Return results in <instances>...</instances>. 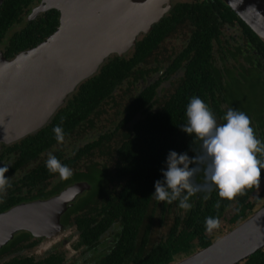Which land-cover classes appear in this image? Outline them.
I'll list each match as a JSON object with an SVG mask.
<instances>
[{
  "label": "trees",
  "instance_id": "16d2710c",
  "mask_svg": "<svg viewBox=\"0 0 264 264\" xmlns=\"http://www.w3.org/2000/svg\"><path fill=\"white\" fill-rule=\"evenodd\" d=\"M234 18L237 14L223 0L177 5L169 18L154 26L147 39L138 43L130 58H110L97 74L79 86L68 100V107L56 114L58 123L64 119L84 122L86 117L93 120L95 108L102 100L110 98L122 81L134 71L138 75L135 80L144 76L146 70L141 62L143 65L149 63L146 60L170 32L180 24H194L187 45L167 70L171 73L178 68L184 69L175 93L158 113L150 112L140 117L123 133L125 138L117 141L120 143L117 147L122 161L120 168L129 174L120 195L103 205L104 217L99 224L90 220L83 223L94 238L109 225L120 223L118 239L107 264H126L132 259L138 264H172L180 257L207 247L217 238V235L209 236L208 232L223 219L234 201L237 210L229 219L230 224H238L255 210L258 200L252 202L250 199L264 178V152L260 151V156L250 160L236 158L233 165L227 159V173H223L224 166L215 158V149L221 141L209 137L218 131L211 107L225 123L221 103L228 102L227 98H218L222 85L217 81L220 74L215 66L213 42L219 40L224 23ZM57 24L58 14L39 17L33 21V29L23 31L15 40L17 49L37 46L55 32ZM246 29L256 35L248 24ZM5 32L0 31V38ZM260 46L264 49V43ZM167 77L164 75L144 89L138 101L140 98L151 103V109L155 104L154 96L158 95L157 88ZM139 108L129 105L123 122H130ZM236 131L221 143L227 149L242 146V139L241 143L236 141L238 133L240 138L242 133L239 129ZM203 145L213 146V149L207 150L200 160ZM160 203L163 204V219L167 210H175L174 221L162 239L151 243L152 215ZM242 264H264V249Z\"/></svg>",
  "mask_w": 264,
  "mask_h": 264
},
{
  "label": "flooded vegetation",
  "instance_id": "af4514ba",
  "mask_svg": "<svg viewBox=\"0 0 264 264\" xmlns=\"http://www.w3.org/2000/svg\"><path fill=\"white\" fill-rule=\"evenodd\" d=\"M57 1L0 0V31H6L4 36L0 38V63L2 66L6 67V63L14 60L20 52L34 48L27 46L18 50L15 40L22 36L23 31L28 28L33 29V21L39 17H48L51 13L58 14V24L55 31L58 30L62 23L63 12L61 8L55 6ZM200 1L172 0L165 16L155 22L149 32H141L136 38V44L123 55L118 53L110 55L101 65L99 71L112 57L130 58L138 43L147 39L154 26L169 18L177 5L195 4ZM223 2L227 4L224 0ZM94 3L101 6V3L97 1ZM242 21L244 20L237 14V18L225 22L221 27L219 40L216 39L213 42L215 60L216 50L220 53L221 60V64L215 62V66L218 68L217 74H220L217 76V81L222 85L218 98L220 100L227 98L228 102L223 100L221 103L225 123L211 107L218 131H214L209 137L211 139L219 138L221 143H225L226 136L237 132V129L241 131L243 136L240 138L238 133L236 141L241 143L242 139V146H237L233 150L227 149L221 143L217 144L215 158L224 166L223 173H227L225 169L227 159L231 160V165H233L236 158L250 160L252 157L260 156V151L264 152V49L260 46L264 42L257 33L254 36L248 32L247 23ZM182 25L189 27V31L185 32L190 36L194 28L192 22L178 25L173 32L169 33L167 38L176 33ZM232 28L237 29V34L225 37V31ZM28 39L29 37H26V40ZM188 41L189 37L185 40V46ZM162 43L146 60L149 63L143 65L141 62L147 71H144L142 78L139 77L135 80V76L138 75L134 71L130 75L131 77H127L124 82L122 81L117 86L110 98L104 99L98 104L95 113L91 116L94 121L90 120L89 117H86L84 122L78 123L75 121L67 122L65 119L59 123L55 121L56 114L68 107V100L88 78L68 96L65 103L45 125L13 140L0 139V215L25 203L57 197L76 184H85V189L68 202L66 209L60 215L57 228L39 234L29 230H19L1 244L0 264H107L108 258L115 248L113 244L118 239L120 223L116 222L109 225L101 235H97V238H94L85 229L84 224L89 220L96 221L95 225L99 224V221L103 220L104 217L103 205H107L110 201L113 202V198L120 195L128 180V172L120 168L122 161L117 152V147L120 145L117 141L120 138L121 141L125 138L123 133H126L128 128H132V125L140 117L144 118L150 112L158 113L170 96L175 93L174 90L173 93L164 95L165 97L162 98V91L166 87L165 83L169 82L170 86L174 80L179 83L184 74L183 68H178L171 73H168L167 70L185 46L176 54L165 56L161 51ZM23 45L24 43L21 47ZM2 74L3 72L0 76ZM164 75L169 77L161 80L159 88H157L158 95L154 96L155 104L150 109L151 103H146L140 98L138 101V97L143 94L144 89L158 82ZM247 82H250L248 87L246 86ZM120 89L122 90L120 94L124 93L128 99L124 103L122 111L114 119L116 125L113 129L103 124L98 125L102 116L107 112L106 105L110 102L117 103L116 93ZM247 90L250 92L249 98L253 99H247L249 102L247 106H238L234 102L236 97L242 95L245 97ZM231 102H233L232 106L230 105ZM129 105L140 106V108L130 122L124 123L123 121L129 113ZM238 109L241 111L239 112ZM226 111L232 115L228 116ZM203 147L200 160L205 157L207 150L213 149V146L203 145ZM209 168H206V172ZM79 175L82 176L77 178ZM263 182L264 178L258 188ZM234 203L237 206V202L234 201L232 205ZM162 205L160 203L157 209L163 216ZM259 209L256 208L250 216ZM154 215L155 213L152 215V220ZM241 222L236 225L232 224L233 226L229 231ZM218 224L213 226L210 231ZM210 231L208 232L209 236L212 235ZM150 245L151 243H149V247ZM126 264L138 263L132 259Z\"/></svg>",
  "mask_w": 264,
  "mask_h": 264
},
{
  "label": "water",
  "instance_id": "95a60500",
  "mask_svg": "<svg viewBox=\"0 0 264 264\" xmlns=\"http://www.w3.org/2000/svg\"><path fill=\"white\" fill-rule=\"evenodd\" d=\"M224 1L264 41V0ZM171 4L172 0H58L55 6L63 12L58 30L6 61V67L0 65V139L13 140L45 125L110 55L128 51ZM84 189L85 184H76L57 197L1 214L0 245L19 230L39 234L57 228L68 202ZM262 249L264 206L207 247L172 264H241Z\"/></svg>",
  "mask_w": 264,
  "mask_h": 264
},
{
  "label": "rangeland",
  "instance_id": "374dc122",
  "mask_svg": "<svg viewBox=\"0 0 264 264\" xmlns=\"http://www.w3.org/2000/svg\"><path fill=\"white\" fill-rule=\"evenodd\" d=\"M179 1H185V0H179ZM190 1V0H188ZM185 31H189V27H184V25L180 26L179 29L177 30L176 33H174L172 36L168 37L161 45V51L163 52V54L165 56H169L171 54H176L177 52H179L184 46H185V40L189 37V34ZM237 29L232 28L230 30H226L225 33V37H229L230 35L233 34H237ZM216 61L218 62V64H221V60H220V53L216 50ZM1 67L2 63H0ZM181 75V73H180ZM178 81H175L172 83V85L170 86L169 82L165 83V88L163 89V96L162 98H164V95H169L171 93H173V91L175 90V87L177 85ZM250 85V82L246 83V86L248 87ZM122 89V88H121ZM119 90L116 93V98H117V103L116 102H110L108 105H106V110L107 112L102 116L101 120L98 122V125H105L106 127L109 128H114V126L116 125L114 119L116 118V116L122 111L123 109V105L124 103H126L128 97L127 95L120 94L122 90ZM246 96L244 97V95L240 96V97H236L235 99V103H237V105H241V106H247L248 105V100L250 99L252 100L253 98H249L250 97V92L247 90L245 91ZM246 98V99H245ZM238 111L240 112L241 109H238ZM251 201L255 202L256 200H258L257 206L256 208L259 209L264 205V182L262 185H260V187L256 190V192L252 195L251 197ZM237 206L236 203H234L232 205V207L226 212L225 217L221 220V222L214 227L213 230L210 231L211 234L213 235H217V236H222L223 234L227 233L230 228L233 226L232 224L229 223V219L231 218V216L235 213ZM255 208V209H256ZM166 216L163 219V216L160 214L159 210L156 209L154 218H153V227H152V231H151V243L154 242H158L160 239H162L163 236H165L168 231L169 228L171 227L173 221H174V216H175V210H167V212L165 213ZM162 219V220H161ZM182 258V257H180ZM178 258V259H180Z\"/></svg>",
  "mask_w": 264,
  "mask_h": 264
},
{
  "label": "bare ground",
  "instance_id": "6f19581e",
  "mask_svg": "<svg viewBox=\"0 0 264 264\" xmlns=\"http://www.w3.org/2000/svg\"><path fill=\"white\" fill-rule=\"evenodd\" d=\"M2 123V122H1Z\"/></svg>",
  "mask_w": 264,
  "mask_h": 264
}]
</instances>
